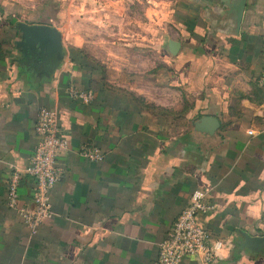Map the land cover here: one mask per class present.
Masks as SVG:
<instances>
[{"label":"crops","instance_id":"0c3cea01","mask_svg":"<svg viewBox=\"0 0 264 264\" xmlns=\"http://www.w3.org/2000/svg\"><path fill=\"white\" fill-rule=\"evenodd\" d=\"M240 1L171 0L151 27L121 0H81L67 9L75 32L50 12L2 4L15 22L55 28L63 57L21 46L17 30L2 49L0 264H157L196 190L213 206L203 226L222 244L211 264H264V0H244L238 19ZM71 82L92 102L72 100ZM40 108L56 110L69 147L57 158L52 216L32 234L5 196L10 167L29 163ZM82 146L103 160L79 156ZM33 188L22 176L21 206Z\"/></svg>","mask_w":264,"mask_h":264},{"label":"built area","instance_id":"2783aa9c","mask_svg":"<svg viewBox=\"0 0 264 264\" xmlns=\"http://www.w3.org/2000/svg\"><path fill=\"white\" fill-rule=\"evenodd\" d=\"M262 70L258 84H264V35L262 37ZM68 96L84 104L91 103L90 92H82L70 83ZM36 144L28 165L24 169L10 167L6 187V207L14 210L30 233H36L39 227L51 216L50 194L62 178V169L57 158L69 147L68 140L60 133L56 110L40 108L34 126ZM79 156L89 162L99 163L103 153L96 147L82 146ZM22 176L34 182L32 205L21 206L18 187ZM204 191L196 190L191 194L190 202L177 217L166 238L158 245L157 264H181L185 257H194L200 264H211L214 255L222 244L211 238L203 226V218L213 211Z\"/></svg>","mask_w":264,"mask_h":264},{"label":"rangeland","instance_id":"374dc122","mask_svg":"<svg viewBox=\"0 0 264 264\" xmlns=\"http://www.w3.org/2000/svg\"><path fill=\"white\" fill-rule=\"evenodd\" d=\"M49 1L50 4H46ZM12 0L9 1L13 4V8L21 7L22 10L30 12L31 10H40L44 11L45 13L49 12L54 19V23L56 26L62 29V22L63 20H68L66 24L72 31H77V17H71L72 14L77 12V8L75 7L78 2L81 0ZM122 7L125 14L128 13L132 18H134L138 23H142L143 21L147 22L151 27L155 26V23L158 22L156 20L155 15L158 11H161L162 14L167 15V11L169 9V2L171 0H121ZM150 1V3H147ZM53 4V5H52ZM70 4H73V9L70 11V16H68L67 9L70 7ZM160 4V5H159ZM72 7V6H71ZM156 13V14H155ZM155 14V15H154ZM162 17H164L162 15ZM21 19V18H20ZM19 19V21H20ZM156 20V22H155ZM8 19L1 18L0 19V57L2 55V49L4 46H11L6 40L8 39V34L11 35L12 31L17 30L15 25L18 23L15 20L13 22H9L11 26H9ZM23 22V21H22ZM26 23V22H23ZM167 29L170 31L171 25H169V17H167ZM18 31V30H17Z\"/></svg>","mask_w":264,"mask_h":264},{"label":"water","instance_id":"95a60500","mask_svg":"<svg viewBox=\"0 0 264 264\" xmlns=\"http://www.w3.org/2000/svg\"><path fill=\"white\" fill-rule=\"evenodd\" d=\"M244 6V0H241L236 6V14L238 19L241 17ZM18 30L22 43L21 46L30 51H38L40 57L46 55L48 58H53L56 64V57L58 60L62 59L61 35L55 28L48 25H30L23 22H18L15 25ZM179 49V44L174 41H168L169 53L174 55Z\"/></svg>","mask_w":264,"mask_h":264},{"label":"trees","instance_id":"16d2710c","mask_svg":"<svg viewBox=\"0 0 264 264\" xmlns=\"http://www.w3.org/2000/svg\"><path fill=\"white\" fill-rule=\"evenodd\" d=\"M55 1V0H54ZM53 1V3H55ZM6 4V8L8 9V7L9 6H14L15 4H13V3H11V2H9V1H7V0H0V19L3 17V15H4V13H6V14H8V16L6 15V21H7V19H8V21L9 22H13L14 20L9 16L10 15V13H8V11H5V9L2 7V4ZM46 4H50V2L49 1H47L46 2ZM53 5V4H52ZM8 10H11L10 8L8 9ZM11 11H15V10H11ZM16 11H17V9H16ZM50 12V11H49ZM8 22V23H9ZM9 26H11L10 25V23H9Z\"/></svg>","mask_w":264,"mask_h":264}]
</instances>
